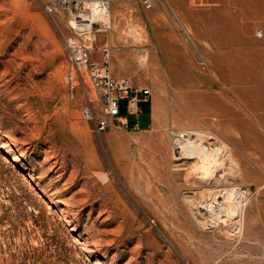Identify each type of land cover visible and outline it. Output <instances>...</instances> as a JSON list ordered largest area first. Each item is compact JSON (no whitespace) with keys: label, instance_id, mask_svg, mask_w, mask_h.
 I'll return each instance as SVG.
<instances>
[{"label":"rangeland","instance_id":"374dc122","mask_svg":"<svg viewBox=\"0 0 264 264\" xmlns=\"http://www.w3.org/2000/svg\"><path fill=\"white\" fill-rule=\"evenodd\" d=\"M46 1L0 0V264H264V0L112 4L92 59L113 46V77L151 93L101 133ZM187 133L228 176L174 157ZM224 188L245 194L240 223L208 225Z\"/></svg>","mask_w":264,"mask_h":264},{"label":"built area","instance_id":"2783aa9c","mask_svg":"<svg viewBox=\"0 0 264 264\" xmlns=\"http://www.w3.org/2000/svg\"><path fill=\"white\" fill-rule=\"evenodd\" d=\"M121 1H134L149 8L153 0H47L43 6L58 26L61 22L70 31L64 36V43L69 54V60L74 68L66 75L71 94L86 77L100 96L103 117L95 122V130L104 132L111 118H122L120 104L125 103V114L134 117L142 112L140 104L147 101L150 89L133 85L128 77L115 78L111 71L113 46L103 44L101 61L92 59L93 44L98 32L110 28V12L112 4ZM107 18L102 19V18ZM182 32L192 41L190 33L182 25ZM88 117L89 111L85 110ZM124 122L127 123V117ZM91 118V117H89Z\"/></svg>","mask_w":264,"mask_h":264},{"label":"bare ground","instance_id":"6f19581e","mask_svg":"<svg viewBox=\"0 0 264 264\" xmlns=\"http://www.w3.org/2000/svg\"><path fill=\"white\" fill-rule=\"evenodd\" d=\"M102 19L107 20L105 17ZM177 137L178 138L174 143V147L176 148V155H174V157L177 159L193 158L198 160L200 166L198 165L199 167H196L195 169L201 171L205 176L206 181L213 180V182H220L221 178L228 174L226 172V174H224L223 171L224 168L220 158L221 148L212 147L213 145H211L209 141L207 142L206 135L201 133H187L178 135ZM218 169H221L222 171L219 175L216 173ZM229 171L233 174L234 170ZM243 193L240 192L239 188H224L217 194H213V199L211 197V200L209 201L210 204L205 207L204 210L206 213H204V217H208V225H232V223L235 224V226L238 225L240 223L241 209L243 206L242 202L245 197V194Z\"/></svg>","mask_w":264,"mask_h":264}]
</instances>
